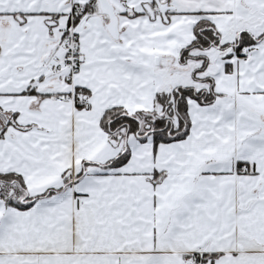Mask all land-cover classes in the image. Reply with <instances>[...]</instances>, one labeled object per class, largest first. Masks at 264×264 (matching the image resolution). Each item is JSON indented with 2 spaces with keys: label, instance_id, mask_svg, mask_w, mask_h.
Returning a JSON list of instances; mask_svg holds the SVG:
<instances>
[{
  "label": "snow or ice",
  "instance_id": "1",
  "mask_svg": "<svg viewBox=\"0 0 264 264\" xmlns=\"http://www.w3.org/2000/svg\"><path fill=\"white\" fill-rule=\"evenodd\" d=\"M0 264H264V0H0Z\"/></svg>",
  "mask_w": 264,
  "mask_h": 264
}]
</instances>
